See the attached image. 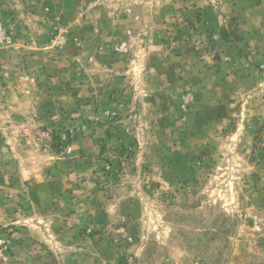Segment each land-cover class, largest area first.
Wrapping results in <instances>:
<instances>
[{
  "label": "rangeland",
  "instance_id": "374dc122",
  "mask_svg": "<svg viewBox=\"0 0 264 264\" xmlns=\"http://www.w3.org/2000/svg\"><path fill=\"white\" fill-rule=\"evenodd\" d=\"M0 264H264V0H0Z\"/></svg>",
  "mask_w": 264,
  "mask_h": 264
}]
</instances>
